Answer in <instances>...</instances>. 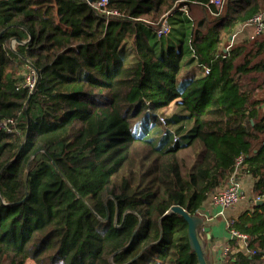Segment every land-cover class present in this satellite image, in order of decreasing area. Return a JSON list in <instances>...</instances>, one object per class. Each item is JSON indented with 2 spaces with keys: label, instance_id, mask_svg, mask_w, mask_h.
<instances>
[{
  "label": "trees",
  "instance_id": "1",
  "mask_svg": "<svg viewBox=\"0 0 264 264\" xmlns=\"http://www.w3.org/2000/svg\"><path fill=\"white\" fill-rule=\"evenodd\" d=\"M97 1L0 0V119L17 130L0 133V264H199L186 222L167 213L204 222L239 156L237 178L253 184L232 227L248 255L231 239L210 262L204 223L197 238L206 264H264V31L229 39L264 0H224L218 13L210 0H108L117 16ZM183 5L188 40L152 43ZM186 54L208 74L183 81ZM172 103L184 114L151 137Z\"/></svg>",
  "mask_w": 264,
  "mask_h": 264
},
{
  "label": "built area",
  "instance_id": "2",
  "mask_svg": "<svg viewBox=\"0 0 264 264\" xmlns=\"http://www.w3.org/2000/svg\"><path fill=\"white\" fill-rule=\"evenodd\" d=\"M209 4H211L218 12L222 10L224 0H210ZM108 0H98L94 5V9L101 13V14H112L117 16L118 13L115 11H108ZM184 14L188 13V7L186 5H183L181 8L178 9ZM169 18L170 15L167 13L162 17L159 24L155 27L154 32L157 38H161L163 36H167L170 33V25H169ZM248 24H252L255 27L256 33H260L264 31V18L262 14L255 15ZM202 75L205 76L208 74V69L201 68ZM23 81L20 84L21 88H26L31 93L36 85L37 81V74L35 70L29 65L25 64L24 66V72L22 74ZM160 126H161V137L166 136L167 131L171 133V128L168 124L165 118H160ZM0 133L5 134H16V126L13 119H0ZM173 139L176 140L177 137L175 135H172ZM243 163V156H239L237 158L236 162V169L233 174H231L228 183L225 187H222L218 189L213 195H212V204L216 207H220L221 209H228L231 207L236 206L238 203H240L244 197L245 193L241 187L240 182L237 179V173L239 166ZM260 198H257L255 201L259 200ZM220 214H222L220 212ZM234 219L227 220L226 222V229L228 230V233L231 237V239H237L238 245H239V251H241L243 254L248 255L247 251V243L249 236L246 233H242L238 231L237 229L233 228ZM230 252V247L225 246L223 247L222 254H221V260L224 261V259L227 257V255Z\"/></svg>",
  "mask_w": 264,
  "mask_h": 264
},
{
  "label": "crops",
  "instance_id": "3",
  "mask_svg": "<svg viewBox=\"0 0 264 264\" xmlns=\"http://www.w3.org/2000/svg\"><path fill=\"white\" fill-rule=\"evenodd\" d=\"M262 15L264 18V13ZM182 16L187 18L184 13H182ZM181 20L182 22L179 23L180 27L177 30V33H174L173 29L170 30L176 35L173 43H176V41L179 39H184L185 41L188 40V33L191 24L189 25L186 21H184L185 19ZM181 34H184L185 37H183ZM256 34L255 27L252 24L246 23L238 26L234 34L229 39L230 41L239 42L242 39L252 38ZM122 56L126 62H132L133 54L130 44L125 46ZM191 57V55H187V59L184 60L185 66L182 70L184 73L182 76L183 81L203 77L201 68L198 67L195 62L187 64ZM237 179L245 193V197L240 203L228 209H221L220 207L214 206L209 199L198 211V214L204 219L203 223L205 225L204 230L208 239V256L210 262L216 261L218 255L222 253V248L227 245L229 240H231L228 230L226 229L227 220L237 219L238 216L248 210L250 206L247 199V194L252 187L253 181L249 176H241ZM220 212L222 214H220Z\"/></svg>",
  "mask_w": 264,
  "mask_h": 264
},
{
  "label": "rangeland",
  "instance_id": "4",
  "mask_svg": "<svg viewBox=\"0 0 264 264\" xmlns=\"http://www.w3.org/2000/svg\"><path fill=\"white\" fill-rule=\"evenodd\" d=\"M180 18L184 19L185 17H183L182 14H176L169 21L172 24V26H175L173 29L174 33H177V30L180 27V24L178 22H176L177 20H180ZM174 33H172V31H170V33L167 36L157 38V36L155 35V32L153 31V35L151 37V42L152 43L157 42L159 47L166 49L168 47V45H170L171 43L174 42V40L176 38V35ZM14 44H15V41H12L11 46L14 47ZM183 46H184V50L187 51L186 44L185 45L183 44ZM186 59H187V54L185 55L183 60H186ZM181 74L183 76L184 73L181 72ZM163 114H164V116H162L163 118H169L172 115H182V114H184V111L180 107H177L175 103H172L167 109H165L163 111ZM184 126L185 127L182 128L183 130H180L178 128V131L182 135L184 134V131L186 129L188 130L190 128L189 124H185ZM176 128L177 127H174L175 130H176ZM160 129H161L160 125L155 126V128H153L152 132L150 133V136L152 137V135H153L154 138H160L161 137ZM171 130H173V128H171ZM247 195H249V193ZM247 199H249L248 196H247ZM248 202H249V200H248ZM249 204H250V202H249ZM27 264H32V263L28 261Z\"/></svg>",
  "mask_w": 264,
  "mask_h": 264
},
{
  "label": "water",
  "instance_id": "5",
  "mask_svg": "<svg viewBox=\"0 0 264 264\" xmlns=\"http://www.w3.org/2000/svg\"><path fill=\"white\" fill-rule=\"evenodd\" d=\"M262 204H264V199H259L255 201V205L257 206ZM167 214H178L184 219L187 224V236L189 244L197 257V261L199 264H206L203 257V251L196 233L197 227L202 224L203 221L197 217H192L188 215L187 212L180 207H172Z\"/></svg>",
  "mask_w": 264,
  "mask_h": 264
}]
</instances>
